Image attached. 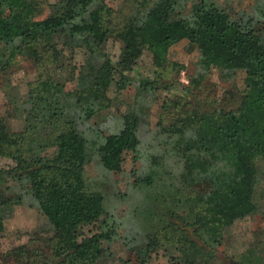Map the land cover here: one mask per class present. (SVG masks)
Wrapping results in <instances>:
<instances>
[{
  "label": "trees",
  "instance_id": "1",
  "mask_svg": "<svg viewBox=\"0 0 264 264\" xmlns=\"http://www.w3.org/2000/svg\"><path fill=\"white\" fill-rule=\"evenodd\" d=\"M128 4L129 11L113 25L106 18L111 9L105 0H58L44 17H36L33 0H0V67L28 51L38 63L58 43L85 58L68 90L64 81L37 74L20 100L23 122L18 131L9 130L0 116V157L11 161L0 168V230L7 205L28 201L51 232V261L35 257L17 264L98 260L93 242L79 238L80 228L92 225L105 240L119 233L111 228L117 223L105 210L96 185L84 175V166L94 161L106 171L119 172L125 152L149 161L133 180L140 193L132 211L140 238L132 247L138 264L159 241L192 250L209 264L230 223L257 213L264 202V170L258 166L264 160V0L236 11L216 0ZM110 36L121 43L114 62L103 51ZM181 40L198 55L190 85L135 69L147 44L154 68L177 72L182 66L166 55L169 46ZM96 57L116 85L134 86L111 130L95 123L112 105L96 81L98 67L89 64ZM211 69L242 72L243 87L234 107L195 95L193 103L182 97ZM171 89L179 92L178 103L164 96L162 106L179 104L182 111L157 131L148 129L154 97ZM110 154L115 157L102 158ZM220 213L230 219H220ZM173 264L195 263L178 259Z\"/></svg>",
  "mask_w": 264,
  "mask_h": 264
},
{
  "label": "rangeland",
  "instance_id": "2",
  "mask_svg": "<svg viewBox=\"0 0 264 264\" xmlns=\"http://www.w3.org/2000/svg\"><path fill=\"white\" fill-rule=\"evenodd\" d=\"M37 10L36 17H44L51 13L53 5L58 0H33ZM139 1V0H138ZM226 6L230 11L248 9L253 0H216ZM105 5L111 9L106 15L113 25L119 22L121 15L128 12L130 6L128 0H105ZM103 51L112 62L116 61L121 51V43L110 36ZM151 51L145 47L135 63V69L140 73L156 75L159 74L165 81L179 82L182 85H190L189 77L197 73L196 61L198 55L195 49L189 47L185 40L178 41L167 50V60L176 63L178 71L173 68H154L150 61ZM84 55L76 49L70 50L61 44H56L53 53H48L38 63L31 58L30 52L23 56H16L0 67V116L6 119L11 131H18L23 122L22 106L20 100L25 94L27 87L35 77L49 75L64 81V88L71 89L74 79L83 63ZM91 65L97 66L96 81L103 88L111 101V107L102 111L95 118V123L104 130H111L112 124L119 118L120 112L124 110L123 104L129 101L134 92L133 84L123 86L116 85L115 78L110 80L102 66L99 57L91 58ZM4 64V61H3ZM2 64V65H3ZM1 66V63H0ZM155 72V74H152ZM243 74L240 71L211 69L201 79L198 85L192 88V93L182 94L188 102H194L197 98L206 102L220 103L234 107L239 93L243 87ZM192 86V85H191ZM179 92L175 89L167 92H159L153 99L148 117V129L157 131L160 127L174 120L179 111V104L167 103L162 106L163 97L171 98L178 103ZM195 95V96H194ZM176 114V115H175ZM145 131V129H144ZM151 133L147 136L150 140ZM113 155L103 156V159L114 158ZM149 162L142 156L133 158L130 152H125L121 160L119 172H109L102 169L98 163L92 161L84 166V175L93 181L96 189L103 196L104 208L111 216L113 215L117 227L118 236H111L109 240L103 239L105 235L86 225L80 228L79 238L87 237L93 242L99 258L94 264H138L134 256L135 249L132 248L139 236L135 219L132 215L133 209L139 204L140 193L138 186L133 185L135 175H142L144 164ZM11 165L8 158L0 157V168L4 169ZM258 166L264 170V160L258 161ZM6 215L2 220L0 230V260L10 264L32 260L51 261V243L47 222L43 218L34 203L11 201L7 205ZM222 220H229V215L220 213ZM113 221V219H111ZM112 224V222H111ZM135 236L137 240H131ZM103 239V240H102ZM95 243V244H94ZM132 248V249H131ZM214 251V258L209 264H264V202L260 205L257 213L233 220L228 228L222 233L220 244ZM256 257L257 260H253ZM178 259L193 261L195 264H204L200 255L192 250L182 249L159 241V244L151 250L142 264H173Z\"/></svg>",
  "mask_w": 264,
  "mask_h": 264
}]
</instances>
